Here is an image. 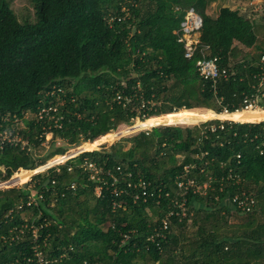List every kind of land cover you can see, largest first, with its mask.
Returning a JSON list of instances; mask_svg holds the SVG:
<instances>
[{"label":"trees","instance_id":"16d2710c","mask_svg":"<svg viewBox=\"0 0 264 264\" xmlns=\"http://www.w3.org/2000/svg\"><path fill=\"white\" fill-rule=\"evenodd\" d=\"M29 1L34 23L20 20L9 1L0 0V133L11 132L15 139L0 144V185L21 169L27 173L46 166L72 146L94 142L121 125L197 108L224 116L219 114L224 108L231 113L243 109L245 98L259 89L254 76L264 42L258 41L254 20L240 15L233 0L216 17L207 13L216 0ZM189 8L203 18L201 43L210 48V57L230 70V77L215 86L197 71L201 55L187 59L178 42L176 32ZM250 50L252 55L239 58V52ZM53 91L68 101L58 106L62 128L49 130L54 123L47 126L40 112L58 103L57 97H49ZM118 95L132 97L131 104L117 102ZM254 116L233 121L241 124L226 123L208 139L201 137L206 125L155 128L128 138L129 151L113 146L87 152L36 174L23 188L0 190V264H38L31 231L20 233L26 225L41 228L40 249L48 264H264V154L261 140H251L262 126L249 124L264 120ZM137 118L142 122L134 124ZM208 124L218 126L220 121ZM51 133V150L41 156ZM205 153L204 159L197 158ZM89 163L112 170L127 193L117 195L106 175V185L92 180L85 170ZM187 166H195L189 176L206 169L198 178L205 183L211 176L213 182L205 196L189 191L188 218L180 221L184 211L172 201L183 200L176 183ZM235 167L234 173L242 177L239 184L235 178L228 180ZM139 181L151 185L147 202L142 192L127 187ZM236 196L250 198V214H241L229 202ZM32 199L36 203L28 207ZM23 212L30 217L23 218ZM191 212L197 233L186 256L183 230L189 227ZM230 212L245 215L247 222L230 228ZM172 225L181 233L170 234ZM130 236L133 241L127 240ZM178 249L185 252L181 257Z\"/></svg>","mask_w":264,"mask_h":264},{"label":"built area","instance_id":"2783aa9c","mask_svg":"<svg viewBox=\"0 0 264 264\" xmlns=\"http://www.w3.org/2000/svg\"><path fill=\"white\" fill-rule=\"evenodd\" d=\"M237 0H233V4H236L233 8L237 9L240 12V15H248L252 20H254L257 23L264 24V0H239V3H236ZM176 11H180V8H176ZM259 19V21H258ZM204 21L203 18L195 11L193 8H189L186 10L184 14V19L181 22V27L179 31L176 32V35L178 36V42L182 44L185 48V57L189 60H192L196 54H200L201 58L197 60L196 67L197 71L200 75V77L206 81L213 82L214 86L217 84V82L221 79L227 80L230 77V70L226 68H220L219 66V60L216 57H210V48L208 46H205L201 43V31L203 29ZM259 73L256 74L254 77L259 82V89L255 94H252L251 98L246 97L244 100V107L242 111L237 110L236 112H243L245 110H264V103L261 104V100H264V54H262L261 60L259 61ZM216 88V87H214ZM58 92H61V89L58 90ZM56 94V91H53L49 93V97H57V104L51 105L49 107H45L40 112V119L47 118V126L49 122H53V126H49V130H52L53 128H62V125H60L61 121L63 120V116L59 115L58 106L64 107L67 104V97L64 96H54ZM116 101L120 104H124V106H127L131 104L132 97H124L122 95L116 96ZM74 102V100H73ZM147 106V102H144L142 104V109H144ZM234 112V113H236ZM229 111L228 108H224L221 114H234ZM220 121V124L218 126L216 125H206L201 130V137L202 138H209V133H214L217 129L224 130L226 123H236L233 121H224V120H218ZM261 125V133L259 135H255V138L251 139L252 141L255 140H261V146H259V150L261 151V154H264V122L258 123V125ZM52 132V131H51ZM51 138L53 137V133L50 134ZM12 133L5 131L3 133H0V144H5L6 142L15 141V139H12ZM219 141V144H223V138H216ZM25 145V144H24ZM84 153V151L79 150L76 156ZM75 156V157H76ZM206 156L197 155V158L204 159ZM63 159V157H60ZM72 159V158H70ZM238 159H241V155H238ZM65 163H59L53 162L50 164V162L42 167L43 170L41 172H37L36 174L44 173L47 170H49L52 167L55 166H62ZM206 166V163L204 164ZM85 170L90 171V176L92 180H97L100 182H103L104 185L108 184V180L104 177L106 175L107 178L112 179L114 183L112 184L113 187H115V193L117 195H123L127 193L126 189H123L119 186L120 182L118 181V178L116 174L112 170H104V168L98 167L96 164L89 163L85 165ZM195 166L192 167H185L184 169V177H181L177 180V188L179 191V194L181 197H186L190 190L193 192L196 190L197 187L203 186V185H197L195 180H189V174L191 173V170L194 169ZM224 168V164H223ZM119 169V168H118ZM237 172V167L235 169L230 170V174L228 175V180L235 178L238 182H242V177L238 174H235L234 171ZM71 171V169H69ZM107 171V172H106ZM205 169L201 170V173L203 174ZM35 174V175H36ZM34 175V176H35ZM187 178V182L185 181ZM213 182V179H212ZM150 183L145 181H139L138 184H127V187L130 189H138L139 192H142L143 197L145 198V202H147V195L149 193L150 189ZM211 184H209V187ZM76 184L74 183L71 188L74 190L76 189ZM209 187L207 189H209ZM102 187L97 188V193L101 195ZM196 193V191H195ZM249 197H245L244 199L239 198L236 196L232 200V204L235 206V208L241 212H249L251 211V203L249 202ZM139 200L138 194L136 195L135 202ZM187 200V199H186ZM174 201V200H173ZM36 203V199H32L27 205L30 207L31 205ZM174 205V204H173ZM175 206H177L175 204ZM182 206L186 207V201L182 204ZM180 208L184 209V207L179 206ZM23 207H19V210H22ZM186 211V210H185ZM173 217V213L170 212L167 215V218L164 220V229L167 230L169 227V221L168 218ZM24 229H29L31 231V241L33 243V249L35 251V257L37 259L38 264H48L47 259L45 258L44 251H42L40 248V236L39 231L40 227L36 226H23L22 231L20 233L22 235L25 234ZM161 236V234H158ZM46 243V241H45ZM47 246V245H46ZM90 264V263H85Z\"/></svg>","mask_w":264,"mask_h":264},{"label":"rangeland","instance_id":"374dc122","mask_svg":"<svg viewBox=\"0 0 264 264\" xmlns=\"http://www.w3.org/2000/svg\"><path fill=\"white\" fill-rule=\"evenodd\" d=\"M9 1V3H10V5H11V7H12V9H13V11L16 13V15H17V17L20 19V20H24V19H28L29 21H31L32 23H34L35 22V15H34V9H33V6L30 4V1L29 0H8ZM226 3H227V0H216V2L215 3H213L211 6H210V9H209V15L210 16H212V17H216L218 14H219V11H220V9L222 8V7H225V5H226ZM258 21H259V19H258ZM254 22V24H256V22L255 21H253ZM254 31H255V33H256V35H257V37H258V41H261V42H264V24H259V23H257L255 26H254ZM253 53H252V51L250 50V52H248L247 51V53H246V51H244V53H242V52H239V58H242L244 55H246L247 57L248 56H250V55H252ZM197 109H199V110H207V109H204V108H197ZM212 111V110H211ZM180 112H185V111H183V110H181ZM212 120H221V119H217V118H215V119H210V120H207L206 122H204V123H199V124H195V125H169V126H158V127H152V129L151 128H149V129H147V130H143V131H140V132H136V133H133V134H129V135H126V136H123V137H120V138H117V139H113L112 140V138L110 139V140H108L107 142H105L101 147H95V149H93V150H91V151H89V152H92V151H96V150H98V148H99V151H106V150H111V148L113 147V146H117V148L118 149H121V150H123V151H129V150H131V148H132V144L131 143H129V142H127L126 140L128 139V138H133V137H135V136H137L138 134H140V133H150V132H152V130L153 129H155V128H163V127H178V128H182V129H188V128H191V129H194V128H198L199 126H201V125H203V124H205V123H207L208 121L210 122V121H212ZM140 122L141 121V118H137L136 120H135V122H134V124L136 123V122ZM224 121H227V120H224ZM142 122V121H141ZM237 123H240V122H237ZM241 124V123H240ZM132 127V126H131ZM126 128H129V127H127V126H125V125H121L116 131H114V132H112V133H110V134H108V135H110L111 137H113L114 135V133L115 134H118L119 132H122V131H124ZM200 128V127H199ZM108 135H106V136H108ZM113 135V136H112ZM51 135L50 134H48V136H47V139H46V141H45V143H44V148L45 149H43V150H40V154H41V156H46V154L51 150L50 149V142H51ZM83 145H85V144H81L78 148H70L69 149V151L67 152V154L64 156L65 158H66V161L68 160V159H70V158H73V157H75L76 155H77V153L79 152V150H82L81 148H82V146ZM133 147H134V145H133ZM151 154H153V152L151 151L150 152ZM148 155H149V153H148ZM204 156H207V154L205 153V154H203ZM151 156V155H150ZM60 157H62V156H59V157H56V158H54L53 160H51L50 161V164L51 163H53V162H57V164H59V163H61L62 162V160H59V159H61ZM178 160H179V163H181V160H182V158H181V156H178ZM63 162H65V161H63ZM209 165V162L208 161H206V167ZM38 169V168H37ZM206 170V169H205ZM24 171V170H23ZM41 171H45V170H43V168H40V169H38L36 172H35V170L34 171H32L33 172V175H35L37 172H41ZM22 172V170H20L18 173H16L12 178H11V180H9L8 182H6V183H3V184H1V185H3V187H0V190H5V189H9V188H13V187H17V188H23L25 185H27V184H30V182H31V180L33 179V175H32V177L30 178V180L28 181V182H26V183H23V182H21L19 179H18V176H20V174H22L21 173ZM202 173H200V174H194V176L195 177H193V176H189L190 178H189V180L191 179V180H195V182H196V184L197 185H203V186H199V187H197L196 188V193L197 194H200V195H203V196H205L206 194H207V189H206V187L208 188L209 187V184H211L212 183V177L211 176H208V181L207 182H205V183H202L201 182V180L198 178L200 175H201ZM18 181H17V180ZM16 180V181H15ZM11 182V183H10ZM101 192H102V190H101ZM96 194L98 195V196H100V192H99V194L97 193V190H96ZM187 198L186 197H183V200L181 201V202H178L179 200L177 199V197L174 199V201H172V204H176V205H179V206H181V207H184V209H183V211L184 212H182V215H181V217H180V221H182L183 219H185V218H188V213H187V210H186V207L185 206H182V204L185 202V201H187L186 200ZM230 203H231V201H229ZM171 204V203H170ZM227 204H229V203H227ZM51 206H53L52 204H51ZM186 210V211H185ZM236 211V210H235ZM224 215H226L225 214V212L223 213ZM241 214H250V213H247V212H241ZM236 215V213H234V212H230V216L229 217H227V224H228V226L230 227V228H233V226L235 227V228H237V226L236 225H239V226H242L244 223H246L247 222V220H246V217H245V215ZM194 215H195V212H191L190 213V219L188 220V226L189 227H187L186 229H184L183 230V232L185 231V234H186V236H187V240L182 244V248L185 250V252H186V256H188V253H189V251L192 249L191 248V244L194 242L193 241V238H194V236L196 235V233H197V227H194ZM22 216H23V218H25V219H27V218H29L30 217V214H28L27 212H23L22 213ZM149 217H152V214L150 213V215H149ZM259 218V216L258 215H256V219H258ZM157 221V218H154V222H156ZM241 224V225H240ZM108 227H109V224H106L105 226H104V231H107V229H108ZM172 229H171V232L172 233H170V234H176V235H178V234H180L181 233V231L182 230H180V228L179 227H174L173 225H172ZM127 240H129V241H133L134 240V238L132 237V236H130ZM178 252H179V254L177 255L178 257H181V253H185L184 251H181L180 252V250L178 249ZM140 264H144V263H140ZM149 264V263H148Z\"/></svg>","mask_w":264,"mask_h":264},{"label":"bare ground","instance_id":"6f19581e","mask_svg":"<svg viewBox=\"0 0 264 264\" xmlns=\"http://www.w3.org/2000/svg\"><path fill=\"white\" fill-rule=\"evenodd\" d=\"M245 111H247V110H245ZM251 116H254L253 118H256L257 120H264V113H262V110H260V109L259 110H249V111H247V114H234V115H227L226 114L224 116H216L212 112L207 111V110H199V109L187 110L185 112H178L174 115L168 114V115H164V116H160V117L151 118L144 124L138 123L132 127L126 128L124 131L119 132L118 134L114 133L113 134L114 136L112 135L113 137L108 135V136H104L102 138H99V140H96L95 142H93L91 144H89V143L85 144L82 146L81 149L83 151H91V150L95 149V147L103 145L105 142H107L111 138H112V140L117 139V138L129 135V134H133L136 132L143 131V130L150 128V127H158V126H164V125H166V126L167 125H195V124H199V123H204L207 120L215 119V118H217V119L222 118L225 120L238 121V120H242L245 117H248V119H251L252 118ZM242 124H246V123H242ZM250 124H258V123H250ZM24 144H26V143H24ZM59 160H62V162H63V161H66V158L59 159ZM21 173L22 174H20V176H18V179L23 183H26L29 181V175H33V172H27L26 173L23 171Z\"/></svg>","mask_w":264,"mask_h":264},{"label":"clouds","instance_id":"9594fccd","mask_svg":"<svg viewBox=\"0 0 264 264\" xmlns=\"http://www.w3.org/2000/svg\"><path fill=\"white\" fill-rule=\"evenodd\" d=\"M194 9V8H193ZM201 16V15H200ZM264 103V100H261V104H263ZM208 110V109H207ZM213 111V110H212ZM240 111H242V109L240 110ZM215 112V111H214ZM216 113V112H215ZM222 113V112H221ZM221 113H219V114H221ZM218 114V113H217ZM212 121H218V120H212ZM212 121H210V122H212ZM209 123V121L207 122V123H205V124H203V125H209L208 124ZM238 124H240V123H238ZM250 124V123H249ZM243 125V124H242ZM250 125H258V124H250ZM260 125V124H259ZM202 126V125H201ZM200 127V126H199ZM110 134V133H109ZM108 135V134H107ZM104 137V136H103ZM102 138V137H101ZM99 140V139H98ZM95 142V141H94ZM86 143H93V142H84L83 144H86ZM82 144V143H81ZM80 144V145H81ZM80 145H76V146H72L71 148H78ZM102 146V145H101ZM101 146H99V147H101ZM81 151H83V150H81ZM96 151H99V148H98V150H96ZM87 152H89V151H84V153H87ZM92 152H94V151H92ZM84 153H82V154H84ZM81 155V154H80ZM80 155H78V156H80ZM78 156H76V157H73L72 159H74V158H77ZM63 157V159L65 158L64 156H62ZM181 158H182V156H181ZM72 159H68L67 161H65V162H62V163H67L69 160H72ZM183 159V158H182ZM48 164V163H47ZM64 164V165H65ZM44 167V166H43ZM187 167H192V166H187ZM40 168H42V167H39L38 169H40ZM38 169H36L35 171H37ZM185 169V168H184ZM21 170H24V171H28V170H25V169H21ZM32 171H34V170H32ZM185 172V171H184ZM34 176V175H33ZM181 178V177H180ZM32 181V180H31ZM177 185V184H176ZM177 192H179L178 190H177Z\"/></svg>","mask_w":264,"mask_h":264},{"label":"crops","instance_id":"0c3cea01","mask_svg":"<svg viewBox=\"0 0 264 264\" xmlns=\"http://www.w3.org/2000/svg\"><path fill=\"white\" fill-rule=\"evenodd\" d=\"M228 4H232L231 2H230V0H228V2H227ZM208 14H209V11L207 12ZM86 144H88V143H86ZM89 144H91V143H89ZM32 172V171H31Z\"/></svg>","mask_w":264,"mask_h":264},{"label":"water","instance_id":"95a60500","mask_svg":"<svg viewBox=\"0 0 264 264\" xmlns=\"http://www.w3.org/2000/svg\"><path fill=\"white\" fill-rule=\"evenodd\" d=\"M0 187H3V185H0Z\"/></svg>","mask_w":264,"mask_h":264}]
</instances>
